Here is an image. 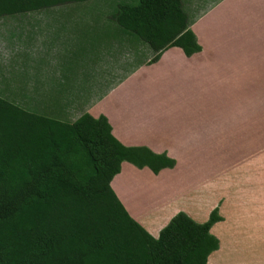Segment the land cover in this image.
I'll use <instances>...</instances> for the list:
<instances>
[{
	"label": "crops",
	"instance_id": "obj_1",
	"mask_svg": "<svg viewBox=\"0 0 264 264\" xmlns=\"http://www.w3.org/2000/svg\"><path fill=\"white\" fill-rule=\"evenodd\" d=\"M82 2L0 17V79L22 66L35 79L33 98L0 96L67 123L105 116L123 145L173 158L157 174L121 163L110 185L131 217L157 238L177 212L203 223L217 206L207 264H264V0H182L201 50L152 63Z\"/></svg>",
	"mask_w": 264,
	"mask_h": 264
},
{
	"label": "trees",
	"instance_id": "obj_2",
	"mask_svg": "<svg viewBox=\"0 0 264 264\" xmlns=\"http://www.w3.org/2000/svg\"><path fill=\"white\" fill-rule=\"evenodd\" d=\"M82 1L0 0V17ZM112 19L149 44L151 63L169 47L201 50L182 0L119 3ZM123 161L155 174L175 165L165 153L123 145L105 116L67 123L0 96V264H207L219 247L209 232L218 208L203 223L179 211L155 238L110 185Z\"/></svg>",
	"mask_w": 264,
	"mask_h": 264
},
{
	"label": "rangeland",
	"instance_id": "obj_3",
	"mask_svg": "<svg viewBox=\"0 0 264 264\" xmlns=\"http://www.w3.org/2000/svg\"><path fill=\"white\" fill-rule=\"evenodd\" d=\"M130 1L132 2V0ZM130 1L129 0H87V1H83L82 3H84V6L89 5V8H84V11H87V12L90 11L94 15L99 16V14L114 13L117 7V4L124 3V2H130ZM1 38L2 37H0V54L2 55V53L5 54L7 50L5 51L2 49ZM1 64L2 63H1V57H0V65ZM0 73H1V68H0ZM34 81L35 79L33 78L32 68H26L24 66H22L21 68L18 67V69H14V70L13 69L10 70L6 68V75H5L4 80L2 81L0 79V85H1L0 93L1 94L3 93L2 91L3 90L2 85H3V88L5 89L6 93L10 96L16 97L17 95L23 96L25 94V98H33L34 95L33 94L30 95V93L34 92ZM8 100L14 102L13 100H10V99ZM44 103H48V102H44ZM51 104L52 103L50 102V105ZM79 172L81 173L82 176H86V174L90 172V169L89 167H86L84 169H81Z\"/></svg>",
	"mask_w": 264,
	"mask_h": 264
}]
</instances>
